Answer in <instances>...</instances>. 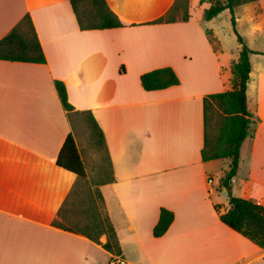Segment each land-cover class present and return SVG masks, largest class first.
<instances>
[{
  "label": "crops",
  "instance_id": "0c3cea01",
  "mask_svg": "<svg viewBox=\"0 0 264 264\" xmlns=\"http://www.w3.org/2000/svg\"><path fill=\"white\" fill-rule=\"evenodd\" d=\"M181 1L105 0L123 27L81 31L70 0H0V40L29 15L45 57L44 64L0 59V264H264L262 249L219 220L229 195L264 206V55L249 56L247 108L257 124L226 194L219 180L230 160L201 158L203 99L231 89L240 45L229 10L207 21L211 3L186 0L181 21ZM173 6L176 21L155 23ZM234 17L245 45L264 53V0L237 5ZM164 67L179 84L143 90L140 76ZM54 80L73 113H90L103 133L113 182L99 190L118 257L53 226L77 181L56 165L68 134L85 166ZM161 208L173 221L155 238Z\"/></svg>",
  "mask_w": 264,
  "mask_h": 264
},
{
  "label": "trees",
  "instance_id": "16d2710c",
  "mask_svg": "<svg viewBox=\"0 0 264 264\" xmlns=\"http://www.w3.org/2000/svg\"><path fill=\"white\" fill-rule=\"evenodd\" d=\"M211 5L205 10L203 18L211 20L223 10H229L232 30L240 45L239 57L231 65V89L211 94L203 99L204 142L201 150L203 162L229 159V170L220 178L222 187H227L236 175L239 164V150L243 141L253 138L257 119L247 108L246 88L249 81L251 54L264 53L250 50L235 29L234 7L258 0H208ZM71 9L81 31L121 28L123 25L108 8L105 0H70ZM186 7L183 8L181 21H187ZM176 21V7L155 23H173ZM208 40L217 51L218 43L208 32ZM0 59L16 62L44 64L45 57L29 15H25L0 40ZM140 84L145 91L162 90L179 84V80L169 67L155 69L140 76ZM54 87L67 117L73 113L69 104L65 86L54 80ZM92 131L93 141L104 152L108 171L104 179L90 184L86 181L85 166L80 158L72 134H68L56 159V165L77 176L68 196L64 200L53 221V226L67 232L84 236L101 245L112 257L121 255V249L114 228L109 221L99 187L113 182L111 166L105 149L104 137L90 113L85 114ZM217 118L216 127L212 119ZM227 208L219 214V220L228 228L249 240L264 251V206L250 199L235 198L229 195ZM214 209L219 212L220 206ZM173 221V213L161 208L159 218L153 228V237L165 234ZM101 237L105 242L101 243Z\"/></svg>",
  "mask_w": 264,
  "mask_h": 264
},
{
  "label": "rangeland",
  "instance_id": "374dc122",
  "mask_svg": "<svg viewBox=\"0 0 264 264\" xmlns=\"http://www.w3.org/2000/svg\"><path fill=\"white\" fill-rule=\"evenodd\" d=\"M183 1L187 3L186 0ZM183 1L179 3L178 7H186V4L183 3ZM182 16L183 14L179 15L178 18H181ZM253 46L260 47L258 44H253ZM70 120L73 125V130L78 142L80 153L83 157L87 169L86 181L90 184L97 183L100 180L104 179L105 172L108 171V163L104 159V152L103 150L99 149V147L93 141L92 131L88 125L86 116L82 117L76 114H72L70 116ZM217 120V118L212 119V127H216ZM227 187L230 186L228 185ZM227 187H224V192L225 190L228 191Z\"/></svg>",
  "mask_w": 264,
  "mask_h": 264
},
{
  "label": "built area",
  "instance_id": "2783aa9c",
  "mask_svg": "<svg viewBox=\"0 0 264 264\" xmlns=\"http://www.w3.org/2000/svg\"><path fill=\"white\" fill-rule=\"evenodd\" d=\"M121 260L119 258H114L109 264H120Z\"/></svg>",
  "mask_w": 264,
  "mask_h": 264
},
{
  "label": "water",
  "instance_id": "95a60500",
  "mask_svg": "<svg viewBox=\"0 0 264 264\" xmlns=\"http://www.w3.org/2000/svg\"><path fill=\"white\" fill-rule=\"evenodd\" d=\"M227 190H230V187H227ZM231 206L228 204V208H230Z\"/></svg>",
  "mask_w": 264,
  "mask_h": 264
}]
</instances>
